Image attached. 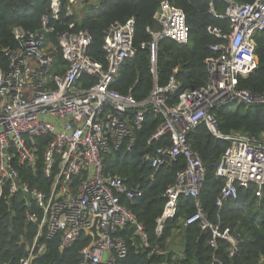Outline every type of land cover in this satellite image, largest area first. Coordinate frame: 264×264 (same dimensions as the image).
I'll use <instances>...</instances> for the list:
<instances>
[{
  "label": "built area",
  "instance_id": "1",
  "mask_svg": "<svg viewBox=\"0 0 264 264\" xmlns=\"http://www.w3.org/2000/svg\"><path fill=\"white\" fill-rule=\"evenodd\" d=\"M78 1L50 0L38 29L14 28L18 47L4 50L8 66H0V195L4 187L10 198L22 193L27 220L37 227L28 255L19 264H30L31 259L44 254L45 239L58 237L59 249L63 250L81 235L88 243L80 250L79 264H116L127 254L126 240L119 232L128 227L134 229L136 240L149 247L143 225L122 201L124 198L131 202L141 196L142 190L104 172V156L131 148L135 130L141 128L148 110L162 118L148 143L166 139L153 154L145 156L152 169L149 178L164 165L179 159L184 163L163 193L166 202L156 218L155 232L160 234L166 219L176 215L179 196L191 197L196 210L185 218L184 225L198 222L201 229L211 231V247L215 248L216 240L222 238L231 243L232 254L238 235L228 229L220 231L219 224L210 221L203 211L200 189L205 167L187 136L197 125L204 124L214 137L229 143L215 172L224 179L215 202L218 209L227 198L237 197L238 187L254 184L258 188L255 194L260 195L264 185V134H223L212 110L233 103H264V92L256 94L238 87V78L257 68L253 36L264 31V0H221L225 9L218 15L210 3L216 17L228 20V29L207 27L218 41L209 45L212 55L204 60L206 83L183 89L172 104L168 99L179 89L174 74L177 67L164 85L157 84L158 45L164 39L180 44L188 41L184 12L163 0L154 13L159 28L147 27L151 39L140 45L148 49L154 86L145 99L137 101L130 92L123 94L111 88L121 64L136 52L133 18L115 21L105 30V63L89 55L92 36L86 29L62 31L56 35V43L48 39L54 31L49 21L58 19L63 9L66 15H73ZM59 53L62 63L57 61ZM40 137L44 140L41 169L51 180L48 191L30 187L19 174V165L37 168ZM27 196L31 198L30 206ZM95 235L100 240L89 247ZM150 253L166 252L152 247Z\"/></svg>",
  "mask_w": 264,
  "mask_h": 264
},
{
  "label": "trees",
  "instance_id": "2",
  "mask_svg": "<svg viewBox=\"0 0 264 264\" xmlns=\"http://www.w3.org/2000/svg\"><path fill=\"white\" fill-rule=\"evenodd\" d=\"M163 0H100L97 4L83 5L80 18L75 12L68 16L65 9L58 19H51L54 31L48 39L56 43V35L62 31L86 29L92 36L89 55L105 63L102 51L104 32L115 21L124 22L133 18L135 34L134 56L125 60L112 82L111 88L123 93H131L137 101L145 99L154 86L149 70L148 49H141V43L149 42L151 37L147 27L157 29L154 13ZM180 8L189 27V38L184 44L164 39L158 45L157 84L164 85L173 69L177 67L175 77L179 82L176 94L170 96L168 103L177 101L178 93L186 88H196L206 83L207 75L204 60L212 55L209 45L218 41L207 30L208 26L228 29V20L216 17L210 7L212 3L215 14H221L225 3L221 0H168ZM239 3L253 0H237ZM50 0H0V66H8L5 49H16L18 41L13 29L36 30L41 25V16L48 12ZM88 12L86 13L84 9ZM257 68L247 76L238 78V87L249 89L256 94L264 92V31L253 36ZM57 61L62 63L61 54ZM94 81V80H93ZM92 82V79H91ZM212 112L218 119L219 129L223 134L240 133L248 135L264 134V103H233L214 107ZM162 122L148 110L141 128L135 130V141L131 148L125 147L111 151L104 156V172L117 175L125 180L127 186L139 187L142 194L131 202L122 198L123 203L137 216L138 221L148 236L149 247H144L136 240L134 229L125 228L119 234L127 243V254L119 258L116 264H264V185L260 195H256L257 186L238 187L236 198H227L218 209L216 199L224 179L215 175L217 164L228 146V141L214 137L204 124L193 128L187 139L191 148L201 157L205 175L200 189V202L208 219L219 224L220 231L229 230L238 235L239 241L235 251L230 254L232 245L229 241L218 238L216 247L209 245L211 231L201 229L198 222L184 225L186 217L195 212L196 207L191 197L179 196L176 215L164 222L160 234L155 232L156 218L161 215L166 199L163 195L168 185L175 181L177 172L183 168V160L162 166L150 179L152 172L145 156L153 154L159 145L166 143L156 140L148 143V138ZM37 168L19 165V174L30 187L48 191L51 180L42 172V149L44 140L38 138ZM34 210V207H32ZM27 204L22 193L9 197L7 187L0 195V264H19L28 255L37 227L26 216ZM176 230L182 235L180 251L170 248V241ZM44 239V238H43ZM46 252L34 259V264H79L80 250L88 243L81 235L70 246L59 249L58 237L45 239ZM152 247L164 250L165 254L150 253Z\"/></svg>",
  "mask_w": 264,
  "mask_h": 264
},
{
  "label": "rangeland",
  "instance_id": "3",
  "mask_svg": "<svg viewBox=\"0 0 264 264\" xmlns=\"http://www.w3.org/2000/svg\"><path fill=\"white\" fill-rule=\"evenodd\" d=\"M99 1L100 0H86L87 4H89L90 6L97 4ZM83 8H85V7L81 6V4L76 7V13L78 14L79 18L82 15V12L80 11V9L83 10ZM87 12H88V10L86 11V13ZM182 242H183L182 235L179 234V232H176L170 241V245H171V247L174 246V249L176 251H178V250L180 251L181 246H182Z\"/></svg>",
  "mask_w": 264,
  "mask_h": 264
},
{
  "label": "crops",
  "instance_id": "4",
  "mask_svg": "<svg viewBox=\"0 0 264 264\" xmlns=\"http://www.w3.org/2000/svg\"><path fill=\"white\" fill-rule=\"evenodd\" d=\"M80 4H81V6H83V5H87V2H86V0H79V1L76 3V5L73 6V11H74V13L76 12V7H77L78 5H80ZM84 10H85V12H86V11H87V7H86V9H84ZM80 11L83 12V10H81V9H80ZM156 24H157V23H156ZM157 25H158V24H157ZM158 28H159V26H158ZM158 28H157V29H158ZM157 29H153V30H157ZM176 232H178V230H176ZM176 232H175V233H176ZM179 234H180V233H179ZM170 248H171L173 251H175V252H178V251H179V250L176 251V250L174 249V246L171 247V245H170Z\"/></svg>",
  "mask_w": 264,
  "mask_h": 264
},
{
  "label": "water",
  "instance_id": "5",
  "mask_svg": "<svg viewBox=\"0 0 264 264\" xmlns=\"http://www.w3.org/2000/svg\"><path fill=\"white\" fill-rule=\"evenodd\" d=\"M27 199H28V206H30V205H31V198H30L29 196H27ZM95 228H96V222L94 223L93 227L91 228V229H92V232L95 231ZM85 231H86V232H89L90 229H86ZM98 240H100L99 237H97V236L95 235V238L93 239V242L90 244L89 247H91L92 244H93L95 241H98ZM30 264H34V259H31V263H30Z\"/></svg>",
  "mask_w": 264,
  "mask_h": 264
}]
</instances>
